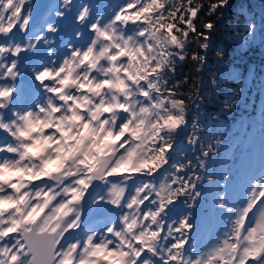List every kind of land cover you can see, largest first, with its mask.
<instances>
[{"label":"snow or ice","instance_id":"6c2138e0","mask_svg":"<svg viewBox=\"0 0 264 264\" xmlns=\"http://www.w3.org/2000/svg\"><path fill=\"white\" fill-rule=\"evenodd\" d=\"M72 4L63 0L57 15ZM228 7L125 0L105 17L85 3L76 19L87 33L77 30L60 53L42 31L28 35L29 0H0V264H264V170L234 203L228 175L221 185L208 170L222 140L204 139L206 96L189 76L177 78L181 62L206 66ZM256 28L250 19L245 33ZM41 43L47 59L32 67L25 95L22 57ZM202 181L216 187L227 220L198 251L192 211L172 213L176 202L199 204Z\"/></svg>","mask_w":264,"mask_h":264},{"label":"trees","instance_id":"16d2710c","mask_svg":"<svg viewBox=\"0 0 264 264\" xmlns=\"http://www.w3.org/2000/svg\"><path fill=\"white\" fill-rule=\"evenodd\" d=\"M255 1L264 7V0ZM250 19L254 20L257 28L254 34L247 35L245 26ZM220 51L224 53L222 58L217 56ZM184 75L189 76L190 81H196L202 89L201 94L206 96L199 110L201 123L206 124L204 139L222 140L218 152L209 159L208 170L217 177L221 185L224 181L220 178L228 175L227 189L230 190L240 183L245 173L242 162L249 158V150L246 152L236 145H240L245 135L252 130L253 120H264V14L255 7L252 0H230V7L224 11L211 34L206 66L198 71L195 62H181L177 78ZM213 78L216 79V84L212 83ZM190 86L191 84L187 85L185 90ZM233 92L239 93L238 102L230 110H226L224 101ZM237 138L239 142L234 146ZM178 146L192 155L186 136L180 137ZM201 183L204 196L197 206L188 209L181 202L187 211H192L193 227L196 220L203 221L204 214L213 208V204L218 203L213 198L216 187L207 181Z\"/></svg>","mask_w":264,"mask_h":264},{"label":"rangeland","instance_id":"374dc122","mask_svg":"<svg viewBox=\"0 0 264 264\" xmlns=\"http://www.w3.org/2000/svg\"><path fill=\"white\" fill-rule=\"evenodd\" d=\"M35 51H37V50H35ZM257 125L262 126L261 123H259ZM258 134L254 133L252 135L253 142L256 141V137H259L262 134V132L260 133V135H258ZM262 146L264 148V142L262 143ZM252 152H253V150H252ZM260 153H262L261 150H260ZM254 154L257 156L256 158L255 157L253 158V159H255V161L253 160V163L251 165L247 166L246 168H247V171L251 175H257V178H258L259 177L258 174L260 175L261 171L264 170V169H262V160H264V150H263V153L260 154V156H258L259 154H258L257 151H254ZM253 169L255 170L254 173H252ZM245 190H246L245 188L241 187L239 189H235L234 191L230 192V193L233 194L231 199L233 200L235 197H242V194H244ZM97 213H99V212H97ZM97 213H95V215ZM216 215L218 216V218L211 214L209 221H207L205 224L202 225L203 228H205V227H211L212 228L213 232H212V234H210L211 243H212V241L214 239V234L213 233L216 230V228L221 234L222 231L224 230L225 222L227 220V219H225V217H227V216H226V212H224V211L217 212ZM172 216H173V213H172ZM217 221H218V223H217ZM215 223H217L216 224V228H215ZM220 234H219V236H220ZM203 235H207V234L205 232H203Z\"/></svg>","mask_w":264,"mask_h":264},{"label":"water","instance_id":"95a60500","mask_svg":"<svg viewBox=\"0 0 264 264\" xmlns=\"http://www.w3.org/2000/svg\"><path fill=\"white\" fill-rule=\"evenodd\" d=\"M263 12H264V10H263Z\"/></svg>","mask_w":264,"mask_h":264}]
</instances>
